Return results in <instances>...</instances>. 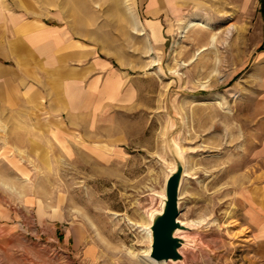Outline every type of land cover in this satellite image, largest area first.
<instances>
[{"label":"rangeland","instance_id":"374dc122","mask_svg":"<svg viewBox=\"0 0 264 264\" xmlns=\"http://www.w3.org/2000/svg\"><path fill=\"white\" fill-rule=\"evenodd\" d=\"M44 1L87 33L136 98L101 116L92 140L59 147L47 136L43 155L0 134V264H144L176 148L183 264H264L248 201L264 175L258 0H181L158 51L122 18L135 0ZM192 19L202 26L182 33Z\"/></svg>","mask_w":264,"mask_h":264},{"label":"crops","instance_id":"0c3cea01","mask_svg":"<svg viewBox=\"0 0 264 264\" xmlns=\"http://www.w3.org/2000/svg\"><path fill=\"white\" fill-rule=\"evenodd\" d=\"M180 2L135 0L136 12L122 18L137 41L158 51L166 21L183 12ZM84 34L63 8L51 10L44 0H0V134L6 146L33 157L35 151L45 154L47 136L59 147L79 137L92 140L101 116L136 98ZM248 201L250 228L264 259V175L249 189Z\"/></svg>","mask_w":264,"mask_h":264},{"label":"water","instance_id":"95a60500","mask_svg":"<svg viewBox=\"0 0 264 264\" xmlns=\"http://www.w3.org/2000/svg\"><path fill=\"white\" fill-rule=\"evenodd\" d=\"M172 153L175 155L176 167L166 181L165 196L162 199L160 211L151 215L147 231L151 235V259L159 263L183 264L182 251L189 243L180 235L190 230L178 219L180 215L179 194L185 169L177 148Z\"/></svg>","mask_w":264,"mask_h":264},{"label":"bare ground","instance_id":"6f19581e","mask_svg":"<svg viewBox=\"0 0 264 264\" xmlns=\"http://www.w3.org/2000/svg\"><path fill=\"white\" fill-rule=\"evenodd\" d=\"M118 4V3H117ZM125 9V8H124ZM125 12H127V11H125ZM122 14H124V13H122ZM182 25H184V28H183V31H182V33H186L187 31H188V29H191V28H193V27H195V26H198V25H201L202 26V24L200 23V20H198V19H192V20H190V21H188V22H185V23H183ZM204 26L206 27V26H211L209 23L208 24H204ZM203 34V33H202ZM201 35V34H200ZM198 37V36H197ZM195 38V37H194ZM216 39H215V37H213L212 39H211V42H214ZM213 44V43H212ZM211 44V45H212ZM205 50V48L203 49V50H201V51H204ZM201 51H199L197 54L198 55H200L201 53ZM208 51V50H207ZM197 57V56H196ZM221 60V59H220ZM218 61V60H217ZM221 62V61H220ZM209 63V62H208ZM182 66H187V64H182ZM216 67H217V65H216ZM218 67H219V65H218ZM217 67V68H218ZM218 70V69H217ZM214 71V70H213ZM211 72V71H210ZM216 75H218V73L216 74ZM212 76V75H211ZM218 78H220V77H218ZM215 79H217V78H215ZM181 222V221H180ZM181 224H183V222H181ZM184 225V224H183ZM149 233V232H148ZM148 236V238H150L151 239V235H150V233L147 235ZM144 255H143V263L144 264H168V263H166V262H156V261H154L153 259H151V257H150V248L149 249H147L144 253H143Z\"/></svg>","mask_w":264,"mask_h":264},{"label":"trees","instance_id":"16d2710c","mask_svg":"<svg viewBox=\"0 0 264 264\" xmlns=\"http://www.w3.org/2000/svg\"><path fill=\"white\" fill-rule=\"evenodd\" d=\"M260 3V9L259 12L261 13L263 19H264V0H259Z\"/></svg>","mask_w":264,"mask_h":264}]
</instances>
